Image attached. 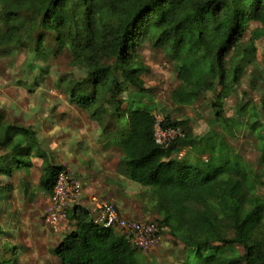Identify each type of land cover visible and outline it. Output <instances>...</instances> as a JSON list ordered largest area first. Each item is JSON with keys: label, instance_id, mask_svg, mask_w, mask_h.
Here are the masks:
<instances>
[{"label": "trees", "instance_id": "trees-1", "mask_svg": "<svg viewBox=\"0 0 264 264\" xmlns=\"http://www.w3.org/2000/svg\"><path fill=\"white\" fill-rule=\"evenodd\" d=\"M13 1L20 5L38 0ZM74 1L69 6L67 0H51L42 21L45 30L58 33L67 28L75 45L82 47L80 65L87 76L71 84V103L100 120L106 112L103 103L116 113L123 93H146L141 76L148 68L136 49L150 43L175 67L179 80L171 93L175 105L192 106L211 94L215 119L211 125L222 123L230 137L241 129L243 123L225 117V101L250 69V85L264 83L257 58V42L264 40V0ZM12 16L16 13H9L6 22ZM250 23L258 27L245 41ZM44 35L36 42L37 54L45 55ZM125 111L118 114L121 129L113 141L118 169L152 190L159 219L147 222L158 225L162 238L167 231L185 246L184 264H264V196L259 193L264 184V98L259 107L240 105V114L249 113L246 125L256 138L257 165L234 154L214 132L196 135L187 119L164 118V128H180L184 135L167 146L158 145L153 108L131 102ZM30 131L6 123L0 114V151L13 155L10 166L5 164L7 157H0V174L12 177L15 170L31 168L34 149L44 161L39 189L51 199L66 168L46 158ZM182 151L185 156L179 159ZM7 187L12 185L0 191H9ZM67 212L75 226L52 249L61 264H140V251L124 232L97 224V214L80 203Z\"/></svg>", "mask_w": 264, "mask_h": 264}, {"label": "rangeland", "instance_id": "rangeland-1", "mask_svg": "<svg viewBox=\"0 0 264 264\" xmlns=\"http://www.w3.org/2000/svg\"><path fill=\"white\" fill-rule=\"evenodd\" d=\"M50 2L38 0L33 4L18 5L13 0H0V114L6 123L33 131L37 142L44 140L45 144L40 146L49 145V148L41 151L51 163L71 168L75 173V167L66 163L64 157L79 162L85 178H76L83 191L93 190L91 200L90 194L89 197L82 194L81 204L88 206L91 201L93 216L98 213L94 201L97 199V203L114 205L123 218L154 222L159 219L153 206L152 190L129 180L118 166L113 171L114 162L110 164L113 157L118 158L111 153L115 147L113 141L121 129L118 114L125 115L131 102H141L153 108L162 120L167 116L172 120H189L196 135L214 132L232 148L234 154L257 165L256 138L246 125L249 113L240 114V105L249 102L259 107L264 98L263 82H259L256 88L250 85L252 69L225 101V117L243 123L239 131H234V137L229 136L222 123L211 125L215 121L210 108L211 94H206L192 106H178L172 102L171 93L179 85L177 72L165 52L150 43L136 49L148 68L141 76L147 92L143 95H138L136 90L123 93L118 98L120 103L116 113L103 103L106 112L101 114L100 120H94L88 111L70 102L71 84L86 78L87 71L80 65L83 62L82 47L75 45L68 29L61 28L57 33L42 26ZM73 3L74 0H67L69 6ZM9 13H16V16L6 22ZM256 27L257 23L248 25L245 41ZM41 34H45V55L37 54L35 48ZM18 37L20 40L16 41ZM6 43L11 49L6 47ZM257 48L259 70H264V40L257 42ZM26 147L29 148L30 144ZM32 153L31 168L13 171L16 173L12 179L16 188L3 193L0 191L1 264H7V260H15V264H61L52 249L75 226L69 217L58 232H53L45 224L49 201L39 189L43 161L34 149ZM0 157H7L5 164L10 166L13 158L10 150L2 149ZM9 180L7 176L8 184ZM259 193L264 196V184L259 187ZM187 254L185 246L164 231L161 245L147 255L140 252L139 258L140 264H184Z\"/></svg>", "mask_w": 264, "mask_h": 264}, {"label": "built area", "instance_id": "built-area-1", "mask_svg": "<svg viewBox=\"0 0 264 264\" xmlns=\"http://www.w3.org/2000/svg\"><path fill=\"white\" fill-rule=\"evenodd\" d=\"M162 122L163 120L157 117L154 137L158 145L167 146L178 137L184 135L180 128H164ZM184 156L185 152L182 151L177 157L181 159ZM82 192V184L71 168H66L59 174L45 215V224L53 232H58L67 221V209L80 201ZM94 201L98 210L96 223L105 228L115 227L124 232L131 240L133 246L142 254L147 255L161 245L163 238L159 234L157 224L123 218L114 205L108 202L97 203V199H94Z\"/></svg>", "mask_w": 264, "mask_h": 264}, {"label": "crops", "instance_id": "crops-1", "mask_svg": "<svg viewBox=\"0 0 264 264\" xmlns=\"http://www.w3.org/2000/svg\"><path fill=\"white\" fill-rule=\"evenodd\" d=\"M39 140V139H38ZM38 143V146L41 148V149H46V150H48L47 148H49V145L48 146H44V147H42V146H40V144H45V141L44 140H40V141H38L37 142ZM111 153H112V155H114V154H116L117 156H118V158L117 157H113L112 158V162H110V164L111 163H113L114 162V168L115 169H112L113 171H115L116 170V168H117V166H118V163H119V155L117 154V151L115 150V147H113L112 149H111ZM64 159H65V161H66V163H68V164H70L71 166H73V167H75V168H73L74 170H75V174H76V177H78V178H80L81 180H82V178L84 179L85 177L83 176V174H82V172L80 171V166H79V162H77V163H75L74 161H72V160H70V159H67V158H65L64 157ZM115 160H116V162H115ZM43 161V160H42ZM33 162V161H32ZM44 162V161H43ZM51 162V161H50ZM53 164V163H52ZM55 165V164H54ZM16 174V173H15ZM15 174H13L12 175V177H8V178H10V180H12L14 177H15ZM6 178H7V176L6 175H2V174H0V180L3 182V183H1L0 182V188L2 187V188H5V185L6 184H8V182H6ZM10 180H9V184H12V188L13 189H15L16 188V186H15V184H14V182H13V180L10 182ZM6 186H8V185H6ZM8 188V187H7ZM9 189V188H8ZM11 189V188H10ZM82 194H83V196H85V197H87V195L88 194H90V200H91V198H93V196H91V195H93V190L92 189H87V190H84L83 192H82ZM83 196H81V200H82V197ZM106 197H108V195H105ZM104 196V197H105ZM88 197H89V195H88ZM81 200L78 202V203H80L81 204ZM48 201H49V203H50V198L48 197ZM49 203H48V206H49ZM90 203H91V201H90ZM90 203H89V205L87 206V205H82L83 207H85V208H87V209H91V205H90ZM77 204V203H76ZM75 204V205H76ZM75 205H73V206H75ZM96 206H97V204H96V202H95V208H96ZM96 210H97V208H96ZM91 211V210H90ZM92 212V211H91ZM97 212H98V210H97ZM93 213V212H92ZM131 220H133V219H131Z\"/></svg>", "mask_w": 264, "mask_h": 264}]
</instances>
